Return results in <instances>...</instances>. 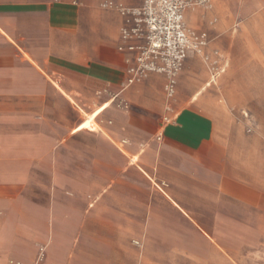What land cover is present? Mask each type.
<instances>
[{"label": "crops", "instance_id": "obj_1", "mask_svg": "<svg viewBox=\"0 0 264 264\" xmlns=\"http://www.w3.org/2000/svg\"><path fill=\"white\" fill-rule=\"evenodd\" d=\"M128 18L0 0V264H230L264 241V0L185 10L206 44L172 96L128 82Z\"/></svg>", "mask_w": 264, "mask_h": 264}, {"label": "built area", "instance_id": "obj_2", "mask_svg": "<svg viewBox=\"0 0 264 264\" xmlns=\"http://www.w3.org/2000/svg\"><path fill=\"white\" fill-rule=\"evenodd\" d=\"M126 1L106 0V5L129 17L130 26L122 31L124 39L134 40L128 46L129 51L135 53L134 62L129 67L128 82L140 81L150 73H162L168 76L166 90L172 96L176 75L184 65L188 50L200 52L206 44L205 33L193 37L189 32L184 12L190 7L206 5L211 0H140V5H126ZM43 258L44 249L41 248L38 261L32 264H39ZM8 264L25 263L11 260Z\"/></svg>", "mask_w": 264, "mask_h": 264}, {"label": "rangeland", "instance_id": "obj_3", "mask_svg": "<svg viewBox=\"0 0 264 264\" xmlns=\"http://www.w3.org/2000/svg\"><path fill=\"white\" fill-rule=\"evenodd\" d=\"M122 103V100L119 99V102ZM218 244L222 245V240H217ZM249 243L246 248L239 249V239H233L231 241L232 244V254L230 257V264H264V241H258V244L256 243V240L251 239L247 240ZM181 258V259H180ZM178 257L175 256V260H177V264H195L191 260L185 257ZM180 259V260H179ZM168 263L170 261L168 260ZM196 264H206L197 262ZM214 264H227L226 258L223 261L222 256H216L214 259Z\"/></svg>", "mask_w": 264, "mask_h": 264}, {"label": "bare ground", "instance_id": "obj_4", "mask_svg": "<svg viewBox=\"0 0 264 264\" xmlns=\"http://www.w3.org/2000/svg\"><path fill=\"white\" fill-rule=\"evenodd\" d=\"M108 104H109V103H105V104H103V105H102V108L105 109V108L108 106Z\"/></svg>", "mask_w": 264, "mask_h": 264}]
</instances>
